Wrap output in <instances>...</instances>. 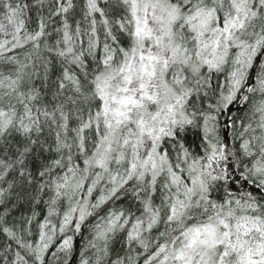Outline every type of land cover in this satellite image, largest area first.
<instances>
[{"label": "snow or ice", "instance_id": "1", "mask_svg": "<svg viewBox=\"0 0 264 264\" xmlns=\"http://www.w3.org/2000/svg\"><path fill=\"white\" fill-rule=\"evenodd\" d=\"M0 264H264V0H0Z\"/></svg>", "mask_w": 264, "mask_h": 264}]
</instances>
